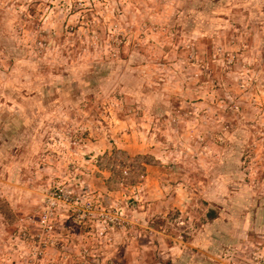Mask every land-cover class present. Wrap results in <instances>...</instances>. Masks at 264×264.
I'll return each mask as SVG.
<instances>
[{
  "label": "rangeland",
  "instance_id": "rangeland-1",
  "mask_svg": "<svg viewBox=\"0 0 264 264\" xmlns=\"http://www.w3.org/2000/svg\"><path fill=\"white\" fill-rule=\"evenodd\" d=\"M219 4L0 0V264H264V0Z\"/></svg>",
  "mask_w": 264,
  "mask_h": 264
},
{
  "label": "trees",
  "instance_id": "trees-1",
  "mask_svg": "<svg viewBox=\"0 0 264 264\" xmlns=\"http://www.w3.org/2000/svg\"><path fill=\"white\" fill-rule=\"evenodd\" d=\"M219 2H221V4L223 3V0H219ZM235 3V2H234ZM219 4V10L222 9V5ZM223 16L225 17V15H227V12L223 11ZM2 213L6 214V211L5 210H1Z\"/></svg>",
  "mask_w": 264,
  "mask_h": 264
},
{
  "label": "built area",
  "instance_id": "built-area-1",
  "mask_svg": "<svg viewBox=\"0 0 264 264\" xmlns=\"http://www.w3.org/2000/svg\"><path fill=\"white\" fill-rule=\"evenodd\" d=\"M64 200H68V198H64ZM51 204L52 205H55L56 204V196H52V201H51Z\"/></svg>",
  "mask_w": 264,
  "mask_h": 264
}]
</instances>
